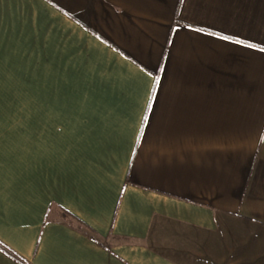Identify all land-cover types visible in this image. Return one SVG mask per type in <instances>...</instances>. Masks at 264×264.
Listing matches in <instances>:
<instances>
[{"label": "crops", "instance_id": "obj_1", "mask_svg": "<svg viewBox=\"0 0 264 264\" xmlns=\"http://www.w3.org/2000/svg\"><path fill=\"white\" fill-rule=\"evenodd\" d=\"M0 113V264H264V0H0Z\"/></svg>", "mask_w": 264, "mask_h": 264}, {"label": "rangeland", "instance_id": "obj_2", "mask_svg": "<svg viewBox=\"0 0 264 264\" xmlns=\"http://www.w3.org/2000/svg\"><path fill=\"white\" fill-rule=\"evenodd\" d=\"M8 103H12L14 105H20L21 97H17L12 101L10 100V102ZM20 116H21V113H6V114L0 113V121H7L8 133L10 136H13L16 132H20V129L13 128V126L15 125L14 122L20 121Z\"/></svg>", "mask_w": 264, "mask_h": 264}, {"label": "trees", "instance_id": "obj_3", "mask_svg": "<svg viewBox=\"0 0 264 264\" xmlns=\"http://www.w3.org/2000/svg\"><path fill=\"white\" fill-rule=\"evenodd\" d=\"M0 249L3 250L5 253H7L8 255H10V253L8 251H5V248L0 244Z\"/></svg>", "mask_w": 264, "mask_h": 264}]
</instances>
